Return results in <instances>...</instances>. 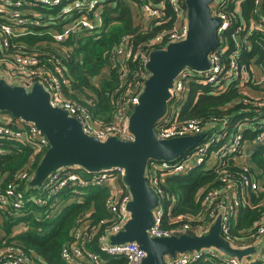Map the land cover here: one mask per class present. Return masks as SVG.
Wrapping results in <instances>:
<instances>
[{
  "label": "built area",
  "instance_id": "obj_1",
  "mask_svg": "<svg viewBox=\"0 0 264 264\" xmlns=\"http://www.w3.org/2000/svg\"><path fill=\"white\" fill-rule=\"evenodd\" d=\"M244 1H213L210 10L219 19L218 44L208 55L209 66L206 69L184 68L177 74L167 101V105L171 101L170 107H166L155 123L159 138L204 132L203 139L174 160H149L145 176L159 196L150 235L166 236L187 230L200 234L206 232L220 214L223 238L236 247L257 244L259 249L239 260L214 247H203L176 253L173 257L166 255L165 264H264V176L252 160L257 149L262 148L264 155V63L261 62V56L264 57V0H252L247 16L242 11ZM113 4V0H0V77L26 86L34 82L43 84L52 106L67 110L79 121L84 133L101 140L110 135L132 138L127 129L128 118L149 74L145 67L148 52L183 39L187 31L184 0L144 2L139 6L143 18L148 20L146 25L158 23L167 5L175 14V21L172 26L163 27L147 38L136 50L128 36L120 39L111 55L118 63L120 85L126 82L127 63L130 61L134 67L116 102L112 118L100 122L92 117L85 104L68 97L67 92L73 89L65 64L71 59L81 60V52L73 54L79 46L78 41L100 34L103 8ZM29 34L49 35L53 43L43 42L44 49L28 48L18 38ZM254 44L259 50L252 53ZM192 83L208 85L212 93L235 87L243 96L242 101L261 110L262 114L243 117L233 124L226 116L212 120L180 118L181 105ZM246 131L253 133L252 138H245ZM20 146L30 149L25 166L12 177L0 173V216L8 213L17 219L11 236L26 229L22 217L29 213L40 217V212L29 211L31 206H48V215L55 216L83 187L104 186L108 192L104 200L107 219L91 225L84 220L90 212L80 216L72 228V239L60 248V256L67 264H99V254L88 244L96 235L99 224L107 222L103 232L96 237L98 249L124 258V264H141L145 252L136 242H109V236L118 232L129 218L126 204L130 195L122 182L123 168L90 173L76 167L59 168L51 172L38 189L27 193L26 183L35 167L34 162L37 163L48 148V141L32 122L0 111V155L16 152ZM195 168L205 175H213L215 181L207 183L197 196L200 205L197 212L173 213L175 200L167 195L165 179ZM63 190L70 195L66 199L60 196ZM164 201L168 202L166 209ZM242 209L257 211L247 226L240 224ZM164 220L168 227H163ZM0 264L40 263L14 240H5L0 244Z\"/></svg>",
  "mask_w": 264,
  "mask_h": 264
},
{
  "label": "water",
  "instance_id": "obj_2",
  "mask_svg": "<svg viewBox=\"0 0 264 264\" xmlns=\"http://www.w3.org/2000/svg\"><path fill=\"white\" fill-rule=\"evenodd\" d=\"M214 0H184L187 31L181 40L148 52L145 67L148 77L129 114L127 129L132 138L110 135L104 140L83 132L79 121L67 110L52 106L49 92L39 82L29 86L7 82L0 77V111L32 122L48 141V148L34 167L27 189H38L51 172L76 167L98 172L123 168L122 182L130 199L129 218L123 227L109 236L111 244L136 242L145 252L141 264H165V256L214 247L222 254L241 259L254 254L259 246H233L220 233L221 215L206 232L193 230L169 235H150L155 221L154 209L159 196L148 184L145 169L149 160L171 161L193 148L205 133L159 138L155 123L162 116L177 74L184 68L206 69L209 53L217 46L218 17L210 7Z\"/></svg>",
  "mask_w": 264,
  "mask_h": 264
},
{
  "label": "trees",
  "instance_id": "obj_3",
  "mask_svg": "<svg viewBox=\"0 0 264 264\" xmlns=\"http://www.w3.org/2000/svg\"><path fill=\"white\" fill-rule=\"evenodd\" d=\"M161 0H113V5L104 6L102 12L103 26L100 34L95 37H84L80 39L78 48L73 50V54L82 53L81 60H69L65 65L71 77V87L73 91L67 92L68 97L78 100L85 104L92 117L100 122L109 121L116 108L117 100L122 96L123 89L128 79L131 77V71L134 64L127 63L128 75L126 82L120 85L118 63L112 58V52L118 45L123 36H128L134 49L143 45V42L153 36L163 27H170L175 21V14L167 5L163 14L158 18L159 22H151L144 27L134 22L137 14V6L144 2L157 3ZM166 1V0H165ZM252 6V0H245L242 3V11L247 16ZM18 41L25 44L28 48L44 49L43 42L48 45L53 43L49 35L29 34L21 36ZM259 47L254 44L252 53L258 51ZM261 62L264 63V57L261 56ZM264 67V64H263ZM101 79L100 82L97 78ZM77 93L84 97L80 98ZM242 95L235 88H228L222 93H212V88L208 85L192 83L188 96L181 105L179 111L180 118L199 117L205 120H212L215 117L226 116L233 124L243 117H254L256 114H262L254 106L245 104L242 101ZM79 98V99H78ZM171 101L168 103L170 107ZM253 133L245 132V138H252ZM30 149L26 146H20L18 151L0 155V173L6 177H12L14 173L22 169L27 162ZM252 160L255 165L261 169L264 176V155L262 148L257 149L252 154ZM34 162V166H36ZM215 181L213 175H205L200 169H193L186 174L168 176L165 179L164 188L167 195L175 200L172 212L190 211L195 213L200 205L197 196L203 187ZM33 191L28 189L27 193ZM107 188L104 186L87 185L82 191L73 196L71 202L61 208L53 215H48V206L42 208L31 206L33 211L40 212V217L36 218L33 214H28L21 219L27 224L25 230L11 236L13 227L17 219L8 213H3L2 228L5 231L4 237H0V244L5 240H14L20 245L27 254L33 257L40 264H67L60 256V248L72 239V228L78 223V219L84 213L90 214L84 217L91 225H97L98 221L107 219V211L104 207V200L107 196ZM63 199L70 195L63 190L60 194ZM169 201V200H168ZM164 201V208L167 207ZM257 214L256 210L242 209L240 211V224L247 226ZM107 222L99 224L96 235L88 244L89 248L99 254V264H124V258L108 255L98 249V234L103 232ZM169 224L163 221V227ZM210 264V263H208Z\"/></svg>",
  "mask_w": 264,
  "mask_h": 264
},
{
  "label": "rangeland",
  "instance_id": "obj_4",
  "mask_svg": "<svg viewBox=\"0 0 264 264\" xmlns=\"http://www.w3.org/2000/svg\"><path fill=\"white\" fill-rule=\"evenodd\" d=\"M136 12H137V14H136L135 17H134V22H135L137 25H139V26H142V27L146 26L148 20L145 19V18H143L142 14L140 13V9H139L138 6H137V11H136ZM100 80H101V79H100L99 76H98L97 81L100 82ZM77 95H78L79 97H81V98L84 97V96H83L82 94H80V93H77Z\"/></svg>",
  "mask_w": 264,
  "mask_h": 264
},
{
  "label": "crops",
  "instance_id": "obj_5",
  "mask_svg": "<svg viewBox=\"0 0 264 264\" xmlns=\"http://www.w3.org/2000/svg\"><path fill=\"white\" fill-rule=\"evenodd\" d=\"M85 222H88V221H85ZM2 225H3V217L0 216V237L5 235V231L3 230ZM14 228L15 226L13 227V229Z\"/></svg>",
  "mask_w": 264,
  "mask_h": 264
}]
</instances>
